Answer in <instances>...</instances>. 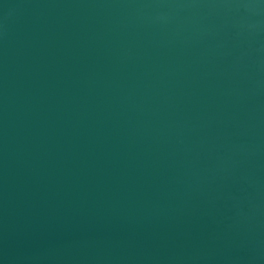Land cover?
I'll list each match as a JSON object with an SVG mask.
<instances>
[{"label":"water","instance_id":"water-1","mask_svg":"<svg viewBox=\"0 0 264 264\" xmlns=\"http://www.w3.org/2000/svg\"><path fill=\"white\" fill-rule=\"evenodd\" d=\"M0 264H264V0H0Z\"/></svg>","mask_w":264,"mask_h":264}]
</instances>
